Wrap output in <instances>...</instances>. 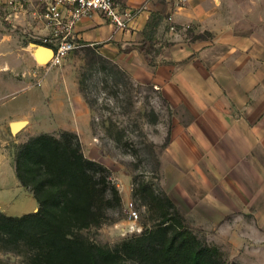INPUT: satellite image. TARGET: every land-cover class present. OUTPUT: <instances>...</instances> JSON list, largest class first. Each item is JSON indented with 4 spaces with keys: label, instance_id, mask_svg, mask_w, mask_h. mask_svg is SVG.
I'll return each mask as SVG.
<instances>
[{
    "label": "rangeland",
    "instance_id": "374dc122",
    "mask_svg": "<svg viewBox=\"0 0 264 264\" xmlns=\"http://www.w3.org/2000/svg\"><path fill=\"white\" fill-rule=\"evenodd\" d=\"M31 1V15L28 13L22 24L6 26L8 31L1 29L9 33L12 44L28 56L27 80L15 82V87L18 91L26 89L22 93L26 96L40 92L41 87L42 91L50 92L43 96L46 106L42 131L57 137L65 131L75 134L84 155L108 169L121 199L119 205L106 212L100 227L85 229L81 235L103 250H116L125 241L153 231L159 225L160 218L151 212L150 202L153 205L157 197L167 196L194 235L217 247L228 264H264V191L255 188L258 182L254 181L259 175L248 172V168L246 173L227 177L228 173L219 171L221 167L216 163L219 159H213L218 167L215 163L197 166L195 159L181 156L180 143L169 147L171 140L168 143L167 139L172 126L188 122L191 116L185 110L171 109L161 90L154 88L151 82L137 80L115 60L104 56L99 46L83 43L56 67L46 65L52 55L41 58L47 54L39 50L35 52L39 61L31 62L33 45H38L35 41H40L42 29L33 14L41 9V2ZM243 1L249 3L251 9L248 7L244 15H235L226 25H233L241 35L258 33L264 40V0ZM170 31L178 30L174 27ZM180 32L190 42L196 38L212 39L196 26ZM157 35L147 50L153 62L160 47L169 45ZM89 48L95 49V54L90 53ZM27 83L29 88H34L28 89ZM24 99L21 96L3 101L0 109L24 107L27 104ZM21 144L13 140L9 143L7 149L12 159L15 146ZM229 180L238 181L239 187H225ZM16 203L22 206L21 211L9 209V216L31 213L37 201L28 196ZM130 203L139 216L136 223L129 219ZM32 262L33 254L25 245L17 248L0 236V264Z\"/></svg>",
    "mask_w": 264,
    "mask_h": 264
},
{
    "label": "crops",
    "instance_id": "0c3cea01",
    "mask_svg": "<svg viewBox=\"0 0 264 264\" xmlns=\"http://www.w3.org/2000/svg\"><path fill=\"white\" fill-rule=\"evenodd\" d=\"M175 1L123 0V7L136 11L129 27L117 29L97 15L78 23L76 37L82 43L99 46L104 56L115 60L137 80L151 82L162 91L171 109L188 112L191 120L172 126L169 147L180 143L181 156L195 159L197 166H210L219 159V171L228 173L227 177L246 173L249 168L248 172L259 175L254 180L258 182L255 188L264 191V40L258 33L241 35L233 25H226L235 15L248 13L249 3L181 0L183 3L178 5ZM153 13L164 16L157 36L169 45L159 43L162 47L149 66L141 46L143 31ZM171 25L178 31L172 33ZM189 26L211 33L212 39L185 40L180 31ZM1 29L8 28L0 26V103L21 96L27 101L24 107L0 109V212L9 216V209L21 211L18 199L34 197L18 180L7 147L12 140L20 144L31 136L49 133L42 131V116L46 106L43 96L50 92L41 87L40 92L26 96L22 94L25 88L17 90L14 83L27 80L28 56ZM32 56L31 62L37 63ZM21 121L26 122L25 127L13 135L11 124ZM237 183L229 180L224 186L233 189L239 187ZM38 209V203L34 204L31 213Z\"/></svg>",
    "mask_w": 264,
    "mask_h": 264
},
{
    "label": "trees",
    "instance_id": "16d2710c",
    "mask_svg": "<svg viewBox=\"0 0 264 264\" xmlns=\"http://www.w3.org/2000/svg\"><path fill=\"white\" fill-rule=\"evenodd\" d=\"M163 20L161 13H153L143 31L141 52L150 65L148 46ZM15 149L16 176L39 209L19 217L1 213L0 236L17 248L25 245L32 264H228L217 247L194 235L167 196L150 202L151 212L160 218L153 231L113 251L95 246L81 232L100 227L106 212L121 202L108 169L88 159L78 137L67 131L58 137L40 134Z\"/></svg>",
    "mask_w": 264,
    "mask_h": 264
},
{
    "label": "built area",
    "instance_id": "2783aa9c",
    "mask_svg": "<svg viewBox=\"0 0 264 264\" xmlns=\"http://www.w3.org/2000/svg\"><path fill=\"white\" fill-rule=\"evenodd\" d=\"M40 2L41 9L33 12L42 27L38 45L53 52L46 64L51 67L61 65L70 53L83 46L75 32L81 20L98 15L117 29H126L136 16V11L123 7V0H40ZM32 5L31 0H0V26L15 27L22 24L28 17L27 14L31 13L29 7ZM171 29L174 30V27ZM128 212L131 223H136L139 216L133 203H130ZM133 229L134 227H131V230Z\"/></svg>",
    "mask_w": 264,
    "mask_h": 264
},
{
    "label": "water",
    "instance_id": "95a60500",
    "mask_svg": "<svg viewBox=\"0 0 264 264\" xmlns=\"http://www.w3.org/2000/svg\"><path fill=\"white\" fill-rule=\"evenodd\" d=\"M34 46V49H33V54L37 60V62L39 61V58L35 55V52L36 50H39L41 48H44V47H41V46H38V45H33ZM49 50V49H48ZM51 52V54L53 55V52L51 50H49ZM26 125V122L25 121H21V122H14L11 124V132L13 135H17Z\"/></svg>",
    "mask_w": 264,
    "mask_h": 264
},
{
    "label": "bare ground",
    "instance_id": "6f19581e",
    "mask_svg": "<svg viewBox=\"0 0 264 264\" xmlns=\"http://www.w3.org/2000/svg\"><path fill=\"white\" fill-rule=\"evenodd\" d=\"M39 52H43V53L47 54V55H45L44 57H41V58L49 57L50 55H52L51 52L48 49H46V48L39 49Z\"/></svg>",
    "mask_w": 264,
    "mask_h": 264
}]
</instances>
